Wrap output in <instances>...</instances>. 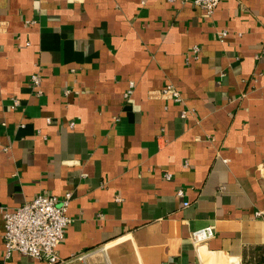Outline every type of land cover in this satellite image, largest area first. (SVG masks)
Wrapping results in <instances>:
<instances>
[{"label": "crops", "instance_id": "crops-1", "mask_svg": "<svg viewBox=\"0 0 264 264\" xmlns=\"http://www.w3.org/2000/svg\"><path fill=\"white\" fill-rule=\"evenodd\" d=\"M0 145V264H48L3 211L66 191L56 264H264V0H0Z\"/></svg>", "mask_w": 264, "mask_h": 264}, {"label": "built area", "instance_id": "built-area-1", "mask_svg": "<svg viewBox=\"0 0 264 264\" xmlns=\"http://www.w3.org/2000/svg\"><path fill=\"white\" fill-rule=\"evenodd\" d=\"M175 2L177 0H166ZM194 5L202 8L211 15L221 0H190ZM227 32L221 31L219 39L223 40ZM194 50H197L195 48ZM29 82L37 92H40L41 78L38 73H32ZM133 82L129 83V88L124 96L131 93ZM162 95L170 96L175 101H180V92L171 84H167ZM17 104V100L14 99ZM180 115L185 117L186 110H182ZM1 149H7L0 145ZM170 175L167 173L166 177ZM181 188L176 189L177 194H182ZM71 191H66L62 196L54 194L39 193L29 201L3 211V241L6 253L18 250L36 258H42L48 264H56L58 260L57 244L63 238L65 228L70 220L68 215V205L71 199ZM185 204L188 202L185 201ZM211 225H205L192 230L189 234L194 244L206 242L214 235Z\"/></svg>", "mask_w": 264, "mask_h": 264}]
</instances>
